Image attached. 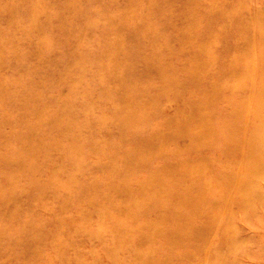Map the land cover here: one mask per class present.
<instances>
[{
    "label": "rangeland",
    "instance_id": "1",
    "mask_svg": "<svg viewBox=\"0 0 264 264\" xmlns=\"http://www.w3.org/2000/svg\"><path fill=\"white\" fill-rule=\"evenodd\" d=\"M263 125L264 0H0V264H264V170L206 229Z\"/></svg>",
    "mask_w": 264,
    "mask_h": 264
},
{
    "label": "bare ground",
    "instance_id": "2",
    "mask_svg": "<svg viewBox=\"0 0 264 264\" xmlns=\"http://www.w3.org/2000/svg\"><path fill=\"white\" fill-rule=\"evenodd\" d=\"M207 45V44H206ZM206 45H203V46H206ZM208 46V45H207ZM243 58V57H242ZM249 61V60H248ZM247 66V65H246ZM245 67V66H244ZM246 69V68H245ZM247 70V69H246ZM245 70V71H246ZM232 73V72H231ZM245 73H247V72H245ZM239 75H240V73H239ZM250 75V74H249ZM244 76V75H243ZM248 76V75H247ZM251 76V75H250ZM250 76H248V79L250 78ZM251 84V83H250ZM236 86V85H235ZM205 90V89H204ZM203 90V91H204ZM211 90H212V88H211ZM232 90H234V89H232ZM206 96H208L207 94H206ZM201 102V101H200ZM122 103V102H121ZM204 102H202V105H205V104H203ZM201 104V103H200ZM189 106H190V104H189ZM194 107V106H193ZM192 107V108H193ZM198 108V107H197ZM244 113V112H243ZM146 115V114H145ZM235 115V114H234ZM255 115V114H254ZM245 119V118H244ZM247 119V118H246ZM188 120V119H187ZM222 121H223V119H222ZM246 121H248V120H246ZM250 121V120H249ZM203 121H201L200 123H202ZM209 123H210V121H209ZM254 123V122H253ZM206 124H207V122H206ZM212 124V123H211ZM256 124V123H255ZM209 125V124H208ZM245 125V124H244ZM163 126H164V124H163ZM211 126V125H210ZM208 127V126H205V128L203 127V130H205V131H207V132H204V134H203V140L204 141H200V142H198V136H197V133L198 132H196V130H193V129H191V128H189V126L187 125V129H181L180 130V136L182 135V136H184L185 138H187V140L185 141V143H187V146H195V145H205V143L207 142L208 143V140H207V138L209 137V134H210V132H212V128L211 127ZM264 126V125H263ZM194 127V126H193ZM200 127L202 128V126L200 125ZM199 127V128H200ZM215 128V127H214ZM228 128H230L229 129V134H226L225 135V137H224V139L225 140H227V139H229V138H232L233 136H238V141H234V143L232 144V146L230 147V149H228V150H226L225 151V154H234V153H231L232 151L233 152H235V151H237L238 149H240L241 148V144H242V140L244 139V137L246 136V130L244 129V128H239V129H233V128H231V127H228ZM173 130V129H172ZM176 131V133H178L179 134V131L178 130H175ZM251 132V131H250ZM206 135H207V137H206ZM256 135V133H254V134H252L251 136V139L249 140V142H248V140H247V142H244L245 144H246V146H245V152L243 153V156H244V158H245V165H244V167H243V169H242V173H240L239 172V174L237 175H235L234 173H232V172H229L230 170H231V166L230 167H228V166H226L224 169H223V172H221L220 173V178L219 179H216L215 180V184H217V185H219V189H220V194H219V196H216V195H214V196H212V199L210 200V201H208V203H207V211H208V213L209 214H211V218H210V220H209V222L207 223V228L206 229H208V228H210V226L213 224L214 226L216 225V227L219 225V222H218V220H217V222L215 221V218L216 217H221L220 218V223H222V220L224 219V217H225V215H227L224 211H222V209H220V207L217 209V206H218V203H219V201L221 202V208H225L226 209V207L229 205V204H227V203H229V199L233 196V195H238V202L237 203H240V208H243L244 207V203L247 205V202H248V200H249V194L251 193L250 192V187L252 186V182L253 181H255L254 179H252V178H254V177H259L260 176V173H261V171H263L264 170V157H263V155H264V142L260 139V137L258 136V134H257V136L258 137H254ZM250 136V135H249ZM263 137V136H262ZM209 138H211V136L209 137ZM224 147V146H223ZM221 154V153H220ZM222 155V154H221ZM255 157V160L253 161V162H249V159L250 158H252V157ZM263 157V158H262ZM199 160V159H198ZM202 162V161H201ZM213 163V162H212ZM215 164V163H214ZM176 165V164H175ZM171 166V165H170ZM178 166V165H177ZM217 166V165H216ZM172 167V166H171ZM166 168V167H165ZM192 169V170H191ZM191 169H187V174H185V175H183L185 178H188L191 182L195 179V176L196 177H198V176H209L210 177V175H212V174H210V172H208V169L206 168V167H203L201 164H200V162H198V163H195L193 166H192V168ZM221 169V168H220ZM219 169V170H220ZM168 170V169H167ZM163 171V170H162ZM169 171V170H168ZM224 171H226V172H224ZM165 172V171H164ZM207 172L210 174H207ZM179 173V172H178ZM217 173V172H216ZM236 173V172H235ZM168 174V173H167ZM162 175V174H161ZM165 175V174H164ZM186 175H187V177H186ZM218 175H219V173H218ZM154 178V177H153ZM212 178V177H211ZM211 178H209V182H205L203 179V181L207 184V186H208V183H210V179ZM214 179V178H213ZM159 180H160V178H159ZM253 180V181H252ZM256 180H257V178H256ZM161 181V180H160ZM156 182V181H155ZM153 183V182H152ZM174 183V182H173ZM204 183V184H205ZM194 184V183H193ZM214 184V185H215ZM151 185V184H150ZM256 185V184H255ZM209 186H211V185H209ZM257 186V185H256ZM260 186V185H259ZM160 187V186H159ZM216 187V186H215ZM262 187V186H261ZM214 188V187H213ZM257 188H260V187H257ZM257 188H254V189H251V190H255L254 192H256V190H257ZM162 189V188H161ZM191 189V188H190ZM189 189V190H190ZM206 189V188H205ZM261 189V188H260ZM259 189V190H260ZM209 190V189H208ZM207 190V191H208ZM262 190V189H261ZM196 192V191H195ZM200 192V191H199ZM209 192V191H208ZM253 192V191H252ZM197 193V192H196ZM238 193V194H237ZM208 194V193H207ZM193 195H195V193L193 192V194H192V192H187V197L186 198H184V200L183 201H185V200H187V202H184L183 203V205H186V207H187V209H188V212H191V211H193V210H195V208L196 207H194V205L195 204H197V203H195V200L194 199H196V196H195V198L193 197ZM258 195V194H257ZM258 197V196H257ZM250 198H252L251 196H250ZM198 199V198H197ZM259 199H261V197H260V195H259ZM200 200V199H199ZM202 200V199H201ZM203 201V200H202ZM197 202H199V201H197ZM250 203V202H249ZM215 204H217V206H215ZM198 205V204H197ZM206 206V205H205ZM248 206H250V208H251V205L249 204ZM185 207V206H184ZM249 208V209H250ZM255 208V207H254ZM253 210V209H252ZM230 211V210H229ZM234 211V210H233ZM235 212V211H234ZM191 214H195V211L193 212V213H191ZM235 214H236V212H235ZM173 215H175L174 213H173ZM189 214H187V216H188ZM200 215V214H199ZM205 215V214H204ZM219 215V216H218ZM238 215V214H237ZM247 215V214H246ZM184 216H186V215H184ZM207 216V215H206ZM178 217V216H177ZM180 218V217H179ZM183 218H185V217H183ZM183 218H182V220H183ZM191 218V217H190ZM207 218H209V217H207ZM185 219H187V218H185ZM201 219V218H200ZM177 220V219H176ZM228 220V219H227ZM187 221V220H186ZM191 221H193V220H191ZM230 220H228V222H229ZM233 221V220H232ZM239 221H240V219H239ZM183 222V221H182ZM185 222V221H184ZM172 223H174V222H172ZM231 222H229L228 224H229V226L231 225L232 226V223L230 224ZM190 224V223H189ZM228 224H226V225H228ZM221 225V224H220ZM236 225V224H235ZM171 226V225H170ZM187 226H189V225H187ZM191 227V226H190ZM189 227V228H190ZM219 227V226H218ZM237 227V226H236ZM173 228V227H172ZM176 227H175V225H174V229H172V231H171V233H172V235H171V239L173 240V238H174V240L172 241V243L173 244H175V246H177V244H179V242L182 240V239H196V240H198V239H201L203 236H204V234L206 233L207 234V231L204 229V228H201V229H194V230H192V231H190V230H187V227H185L186 228V230L187 231H185V229H183L185 232H184V234H182V233H180L177 229H175ZM223 228H224V226H223ZM226 228H228V226H226ZM230 228V227H229ZM233 227H231V230H233L234 228H235V226H234V228L232 229ZM218 229H220V228H218ZM227 230V229H226ZM222 231V234H221V236H223L228 242V245H226V246H228L227 247V250H228V252H230V250H234V248H233V246H235V243L234 242H231V241H234V239L232 240L231 239V236L229 235V237H227V234H228V232L227 231H224L223 229L221 230ZM223 231H224V233H223ZM234 231V230H233ZM236 231H238V230H236ZM229 232H232V231H230L229 230ZM177 233H179V234H177ZM163 234V233H162ZM212 234H214V233H212ZM236 234V233H235ZM234 234L232 233V236H233ZM165 236V235H164ZM170 236V235H169ZM182 237V238H181ZM181 238V239H180ZM169 238H167L166 240H168ZM230 242L231 243H233V246H232V244L230 245ZM242 242H243V240H242ZM165 244H166V242H165ZM168 245V244H167ZM230 245V246H229ZM241 244H239L238 243V246H240ZM168 246H170V245H168ZM210 246V245H209ZM209 246H207V247H209ZM206 247V248H207ZM199 248L201 249V247L199 246ZM185 249V248H184ZM209 249V248H208ZM185 251H186V249H185ZM194 252V251H193ZM202 252H203V250H202ZM201 252V253H202ZM242 252H243V250H242ZM186 254V253H185ZM188 254V253H187ZM177 255H179V254H177ZM182 255H184V254H182ZM222 255V254H221ZM221 255H217V252H216V250H214L213 249V253H212V257H213V259H211L212 261H214L215 260V256L217 257V259L219 258L220 259V257H221ZM165 257V256H164ZM184 257V256H183ZM225 257V256H224ZM223 257V258H224ZM236 257V256H235ZM175 259V258H174ZM179 259V258H178ZM168 259H166V261H167ZM210 260V259H209ZM158 261H160V260H157V262ZM170 261H171V259H170ZM169 261V264L171 263ZM217 261V260H216ZM216 261H214V262H216ZM228 261V260H227ZM235 260H231V264L234 262ZM161 262H164L165 263V261H164V259H163V261H161ZM168 262V261H167ZM167 262H166V264H167ZM218 262V261H217ZM155 263V262H154ZM217 264V263H216Z\"/></svg>",
    "mask_w": 264,
    "mask_h": 264
}]
</instances>
